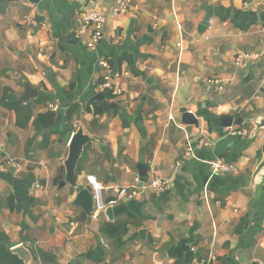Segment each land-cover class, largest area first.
Masks as SVG:
<instances>
[{
	"label": "crops",
	"instance_id": "0c3cea01",
	"mask_svg": "<svg viewBox=\"0 0 264 264\" xmlns=\"http://www.w3.org/2000/svg\"><path fill=\"white\" fill-rule=\"evenodd\" d=\"M245 1L131 0L129 11L114 17L113 0H0V233L11 245L39 248L60 264L98 244L105 256L85 264H242L240 258L262 264L264 176L249 185L264 130L250 140L232 137L217 121L264 116V5L245 9ZM203 6L213 16L199 32ZM89 8L107 14L94 50L85 48L88 35H77L78 14ZM252 52L263 54L242 67L234 63ZM99 60L109 64L116 97L98 88L106 72ZM24 83L37 96L20 102L32 113L20 128L1 102L4 95L19 102ZM98 93L119 111L92 103ZM183 108L198 127L181 123ZM46 112L55 124L40 133L33 121ZM80 127L93 142L79 161L77 184L86 188L92 177L102 188L105 208L96 217L74 204L77 190L58 187L69 140ZM186 137L194 156L180 163ZM216 159L239 173L212 176L207 163ZM137 176L141 195L117 199L118 189ZM153 178L167 182L159 194L147 187ZM204 188L208 206L200 199ZM107 223L125 226L122 245L101 234Z\"/></svg>",
	"mask_w": 264,
	"mask_h": 264
},
{
	"label": "built area",
	"instance_id": "2783aa9c",
	"mask_svg": "<svg viewBox=\"0 0 264 264\" xmlns=\"http://www.w3.org/2000/svg\"><path fill=\"white\" fill-rule=\"evenodd\" d=\"M260 3L264 5V0H247L243 3L245 9L252 8L255 4ZM131 4V0H113L109 13L111 16H120L124 15L129 11ZM107 23V14L102 12L101 10L95 8H89L82 10L78 14V28L77 35L86 36L88 35V40L85 42V48L88 50H94L96 45L102 40L105 26ZM263 52H252L240 54L235 57L234 63L237 66H244L246 62L257 59ZM98 65L106 70V72L102 75V81L98 84V88L101 91L110 90L113 96H118L120 91L113 85V78L109 74V64L105 60H99ZM117 77V74L115 75ZM221 90V88H218ZM50 109L57 110V107L50 106ZM170 121H174L171 116L168 117ZM179 128H182L180 124L176 123ZM228 130V134L232 137L243 138L248 136L249 131L246 127H230ZM186 149L182 156L183 160L193 157L192 146L188 142V137H186ZM211 175H236L239 173V169L236 165L226 163L220 159L212 160L207 163ZM141 184L140 179L137 176L134 182L128 186L118 189L116 192V198L119 200L131 201L137 199L141 195ZM167 186V182L158 178H153L148 183V188L155 194L161 193V191ZM87 187L91 190L92 199H93V212L91 217H96L99 213H101L105 206L102 200V188L95 182L94 178H87ZM201 201L203 204L208 206L209 195L207 192V188H204L201 194ZM197 264H207L206 261L201 260ZM262 264H264V255Z\"/></svg>",
	"mask_w": 264,
	"mask_h": 264
},
{
	"label": "water",
	"instance_id": "95a60500",
	"mask_svg": "<svg viewBox=\"0 0 264 264\" xmlns=\"http://www.w3.org/2000/svg\"><path fill=\"white\" fill-rule=\"evenodd\" d=\"M203 10L205 12V16L203 19V23L199 26V32H203L206 30L207 24L209 20L213 16L212 8L209 6H203ZM75 34L71 35L70 38H73ZM24 94L18 99L19 102L26 104L29 99H33L37 96V90L35 88L30 87L27 83H24ZM92 103L98 105L104 112H108L110 110L119 111V108L116 103L107 102L102 93L95 94L91 100ZM181 115V123L184 125H193L198 127V121L196 117L187 112L186 109H181L179 111ZM217 121L221 128H230L233 125L241 126L243 121L241 118H233L231 116H219ZM243 124H249L251 129L248 134V140L253 139L258 131L264 130V116H257L254 119H247ZM264 139V136H263ZM93 142L92 138H89L83 132V129L77 128L76 131L71 135V138L68 143V151L65 160L63 161V166L65 170V174L63 179L59 182L58 187L62 188L65 185H68L70 188L77 190L76 199L74 204L76 206L81 207L85 214L89 217L93 212V199L91 190L86 188H80L77 184V168L81 156L83 154L84 148L90 143ZM261 158L259 163L257 164L255 170L250 176V187L255 188L258 183L261 182L262 177L264 176V143L260 149ZM139 176L141 178L147 177L146 166L143 164L138 165ZM148 213L151 212V208L147 209ZM106 214L108 215V219L111 220V209L106 210ZM248 215L250 218V222L252 221L253 210L250 208L248 211ZM12 253L19 256L20 259L24 261L25 264H31L32 257L29 250L23 246H16L11 249ZM242 264H260L257 261H252L248 263L246 260H241Z\"/></svg>",
	"mask_w": 264,
	"mask_h": 264
},
{
	"label": "trees",
	"instance_id": "16d2710c",
	"mask_svg": "<svg viewBox=\"0 0 264 264\" xmlns=\"http://www.w3.org/2000/svg\"><path fill=\"white\" fill-rule=\"evenodd\" d=\"M2 106L12 110L16 114V124L20 128H25L31 119L32 113L28 105H23L17 101H10L6 95L3 96ZM96 107V106H95ZM99 110V109H98ZM70 119V115H67ZM67 122V121H66ZM55 124V115L51 112H46L44 114L38 115L33 121V126L38 132L47 131ZM73 128H70V131ZM48 139V135L43 136V141ZM78 174V168L76 171ZM101 234L110 240L114 245H122V237L126 233L125 226L120 223H107L104 224L100 229ZM14 246L11 245L8 237L4 233H0V264H25L18 255L12 253L11 249ZM32 257V264H60L57 258L48 252H45L39 248L26 247ZM105 256V251L102 244H98L96 248L88 251L87 253L79 256L77 259L73 260L69 264H85L86 261L92 263H98Z\"/></svg>",
	"mask_w": 264,
	"mask_h": 264
},
{
	"label": "rangeland",
	"instance_id": "374dc122",
	"mask_svg": "<svg viewBox=\"0 0 264 264\" xmlns=\"http://www.w3.org/2000/svg\"><path fill=\"white\" fill-rule=\"evenodd\" d=\"M32 264V263H31Z\"/></svg>",
	"mask_w": 264,
	"mask_h": 264
}]
</instances>
